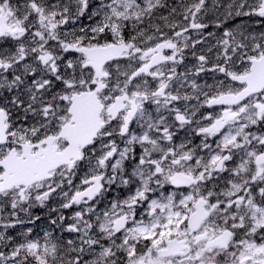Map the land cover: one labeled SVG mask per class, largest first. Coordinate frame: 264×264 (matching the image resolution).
Masks as SVG:
<instances>
[{
	"label": "snow or ice",
	"instance_id": "obj_1",
	"mask_svg": "<svg viewBox=\"0 0 264 264\" xmlns=\"http://www.w3.org/2000/svg\"><path fill=\"white\" fill-rule=\"evenodd\" d=\"M0 264H264V0H0Z\"/></svg>",
	"mask_w": 264,
	"mask_h": 264
},
{
	"label": "rangeland",
	"instance_id": "obj_2",
	"mask_svg": "<svg viewBox=\"0 0 264 264\" xmlns=\"http://www.w3.org/2000/svg\"><path fill=\"white\" fill-rule=\"evenodd\" d=\"M37 214H41L40 210H37Z\"/></svg>",
	"mask_w": 264,
	"mask_h": 264
}]
</instances>
